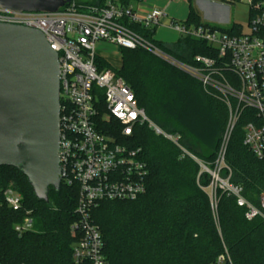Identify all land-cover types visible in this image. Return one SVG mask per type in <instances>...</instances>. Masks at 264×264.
<instances>
[{
  "label": "trees",
  "instance_id": "16d2710c",
  "mask_svg": "<svg viewBox=\"0 0 264 264\" xmlns=\"http://www.w3.org/2000/svg\"><path fill=\"white\" fill-rule=\"evenodd\" d=\"M108 1L132 4V0L84 3L101 6ZM202 21L190 6L183 23L190 27ZM125 24L181 61L191 63L196 54H211L205 43L190 36H180L168 44L155 39L156 28L146 29L127 20ZM118 49L122 64L114 70L132 87L148 117L154 121L165 118L167 121L161 119L159 126L179 134L188 150L212 166L229 118L219 93L206 91L199 80L149 51ZM96 60L104 62L98 55ZM253 115V109L242 112L229 139L225 160L232 169V182L243 187L245 197L258 203L264 192V159L256 157L243 143L244 127ZM111 123L102 126L104 131L118 142L140 148L149 173L147 190L137 199L102 201L91 208L92 221L102 233L107 264H209L223 252V243L233 264H264L262 218L248 220L246 209L237 205L236 198L219 191L216 220L204 189L210 175L200 173L198 162L182 156L174 143L147 124L135 125L126 137L120 123ZM8 187L22 198L18 211L6 202ZM78 196L76 184L61 181L58 190L50 188L49 201L40 200L17 168L0 166V263L74 264L72 251L77 235L73 225L78 219ZM28 213L34 221L33 229L19 234L15 224Z\"/></svg>",
  "mask_w": 264,
  "mask_h": 264
},
{
  "label": "built area",
  "instance_id": "2783aa9c",
  "mask_svg": "<svg viewBox=\"0 0 264 264\" xmlns=\"http://www.w3.org/2000/svg\"><path fill=\"white\" fill-rule=\"evenodd\" d=\"M212 1L223 4L234 0ZM235 1L249 5V32L244 33L237 23L225 28L202 21L188 27L184 20L170 21L178 38L190 36L209 47L211 54H196L191 63L175 58L125 24L127 20L146 29L157 28L166 15L161 8H152L141 15L133 5L123 6L112 1L100 6L70 0L56 12H19L0 6V22L40 30L58 53L60 178L68 184H76L79 193L78 219L73 225L77 235L72 251L74 264H107L102 233L92 221L91 208L102 201L135 200L147 190L149 169L142 150L108 135L102 126H109L112 121L121 124V132L126 137L132 134L135 125L147 124L156 134L174 143L182 156H190L198 162L200 173L210 175L204 189L216 220L219 191L235 197L237 205L246 209L248 220L256 217L264 220V192L260 193L258 203L245 197L243 187L232 182V169L225 160L233 129L248 108L253 109L255 115L244 127L243 143L256 157L264 159V0ZM100 41L117 49L149 51L199 80L206 91L219 93L228 107L229 118L212 166L188 150L179 134L165 131L153 122L139 105L132 87L114 69L98 66ZM5 199L12 210L22 208V198L17 191L7 189ZM33 226V218L28 213L23 221L15 224V230L21 234ZM209 264H233L224 243L223 252Z\"/></svg>",
  "mask_w": 264,
  "mask_h": 264
},
{
  "label": "water",
  "instance_id": "95a60500",
  "mask_svg": "<svg viewBox=\"0 0 264 264\" xmlns=\"http://www.w3.org/2000/svg\"><path fill=\"white\" fill-rule=\"evenodd\" d=\"M70 0H0L15 11L56 12ZM58 53L35 28L0 22V166L17 168L35 196L61 185Z\"/></svg>",
  "mask_w": 264,
  "mask_h": 264
},
{
  "label": "rangeland",
  "instance_id": "374dc122",
  "mask_svg": "<svg viewBox=\"0 0 264 264\" xmlns=\"http://www.w3.org/2000/svg\"><path fill=\"white\" fill-rule=\"evenodd\" d=\"M139 0H132V4H137ZM208 2H213L212 0H207ZM219 1H216V3H218ZM223 4L225 5V12H224V18L223 20H213L210 19L206 16V11L205 9L202 7L201 3L199 0H191L190 6L191 9L195 12H199L201 19L204 21H209L212 22L214 24L220 25L222 27H230L232 26L233 23H237L241 26L242 31L244 33L249 32L250 31V22H251V13H250V8L249 5L246 2H242V1H233L232 3H227V2H223ZM179 21V20H177ZM97 50H98V57L99 59L103 60L105 62L102 61H97V64L100 68L102 69H106V68H111V69H117L121 66L122 64V57H121V53L120 50L115 48L113 45L106 43V42H102L100 41L97 44ZM161 119H163L162 121H165V118H160L158 121L154 119L152 120L153 122H155L156 124L160 125L159 123L162 122ZM167 121V120H166ZM169 126V125H167ZM163 130L167 131L168 129L162 128ZM198 150L203 151L202 148L197 147V145H194ZM10 189H13L12 187H8Z\"/></svg>",
  "mask_w": 264,
  "mask_h": 264
},
{
  "label": "crops",
  "instance_id": "0c3cea01",
  "mask_svg": "<svg viewBox=\"0 0 264 264\" xmlns=\"http://www.w3.org/2000/svg\"><path fill=\"white\" fill-rule=\"evenodd\" d=\"M206 11V16L210 19L223 20L225 5L207 0H199ZM191 0H139L133 5L139 14L144 15L152 8H161L166 15L161 19L160 25L156 28L155 37L165 43L172 44L177 41L178 35L173 27L170 26L171 20H185L190 12ZM198 12V11H197ZM199 13V12H198ZM200 14V13H199ZM204 21V20H203Z\"/></svg>",
  "mask_w": 264,
  "mask_h": 264
}]
</instances>
